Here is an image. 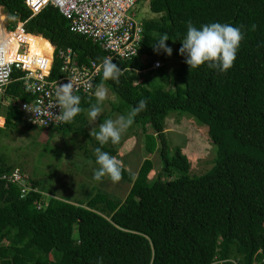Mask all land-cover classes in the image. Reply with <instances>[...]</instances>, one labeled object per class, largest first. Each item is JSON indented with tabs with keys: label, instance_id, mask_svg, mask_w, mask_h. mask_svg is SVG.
Returning a JSON list of instances; mask_svg holds the SVG:
<instances>
[{
	"label": "trees",
	"instance_id": "obj_1",
	"mask_svg": "<svg viewBox=\"0 0 264 264\" xmlns=\"http://www.w3.org/2000/svg\"><path fill=\"white\" fill-rule=\"evenodd\" d=\"M0 7L7 20L25 22L26 31L35 35L21 37L25 41L52 50L49 41L56 51L70 48L80 65L101 64L106 57L97 43L70 32L52 6L32 17L24 0H0ZM149 9L158 17L143 21L137 56L113 60L123 70L119 82L104 80L101 68L91 94L79 95L82 111L72 121L78 123L94 104L95 86L101 83L121 100L111 114L125 109L126 116L139 100L147 101L128 128L141 138L143 160L134 173L122 167L121 182L129 185L125 197L99 190L78 202L46 197V206L37 209L45 200L39 181L29 179L37 192L24 198L16 185L0 181V264H97L100 257L102 264H264V0H150ZM189 20L197 28L214 22L243 26L244 39L230 70L207 65L189 70L179 54ZM14 26L15 21L9 29ZM165 33L169 57L153 49ZM153 54L173 56V73L164 65L149 69L155 60L141 61ZM59 66L55 58L50 79L61 76ZM21 74L13 70L2 97L9 103L0 102V132L40 129L23 120L18 109L19 102L32 97ZM185 113L206 126L216 150L214 166L196 177L188 175V160L165 129L168 116ZM71 123L47 131L65 130ZM91 146L118 153L98 141ZM155 153L161 168L149 182ZM0 162V174L16 168L4 158ZM175 171L178 176L171 178Z\"/></svg>",
	"mask_w": 264,
	"mask_h": 264
},
{
	"label": "rangeland",
	"instance_id": "obj_2",
	"mask_svg": "<svg viewBox=\"0 0 264 264\" xmlns=\"http://www.w3.org/2000/svg\"><path fill=\"white\" fill-rule=\"evenodd\" d=\"M149 2L150 0H138L130 13H134L135 18L142 22L156 19L158 16L150 11ZM8 23L11 22L6 21V14L0 7V34L5 28L8 30ZM6 37L8 36L5 35ZM12 42L13 39L8 41V43ZM48 49L50 54L52 50ZM33 51L40 52L42 56L47 57V54L44 53H48V51L42 46ZM158 59L169 72L173 73L177 67V61L173 56L163 59L159 54H153V56L142 57L141 61L146 63ZM143 72L146 74L147 70H143ZM104 88L107 90V99L100 105L103 111L95 122L90 121L86 111L80 114L78 123L72 122L68 129L57 132L37 129L28 134L27 132L14 134L13 130H3L0 132V159L4 158L6 165L21 169L20 172L29 179L39 181L40 187L47 197L78 202L85 201L86 198L99 190L112 194L113 198L123 199L129 189L128 184L121 181L112 183L107 177L102 181L93 179L94 171L98 165L95 162V150H92L91 145L97 140L89 133L92 129L98 132L99 125L106 120H115L119 116L125 115V109H123V114L110 113L114 106L121 105V100L107 86L104 85ZM108 113L111 115L107 116ZM0 115L3 116V111L0 112ZM165 129L172 146L182 148L189 163L188 175L190 177L202 175L214 166L215 146L208 140L206 126L195 117L188 113L181 116L172 114L165 119ZM134 130H127L122 135L119 144L113 145L110 142L106 144L108 147L118 148L115 157L121 161L122 167L126 166L132 173H134V169L139 168L143 160L142 141ZM151 160L153 168L148 176L149 182L157 178L161 168L157 153L151 156ZM178 173L175 171L171 178H176Z\"/></svg>",
	"mask_w": 264,
	"mask_h": 264
},
{
	"label": "built area",
	"instance_id": "obj_3",
	"mask_svg": "<svg viewBox=\"0 0 264 264\" xmlns=\"http://www.w3.org/2000/svg\"><path fill=\"white\" fill-rule=\"evenodd\" d=\"M137 1L24 0V4L30 10L31 17L39 13L44 7L52 6L67 20L70 32L82 35L97 43L106 52V57L112 60L125 61L137 56L141 48L143 22L137 20L134 13H130ZM9 21H15V26L12 29L8 28V30L5 28L0 34L1 104L7 105L9 103V100H3L2 97L6 87L12 81L13 70H18L22 73L19 80L22 81L24 88L32 96L29 101L18 103L22 119L45 131L62 126L63 123L58 122L55 117L60 111L59 107L55 106L57 86L67 83V79H72L76 86L74 94L90 95L93 82L100 72L101 64L93 61L89 62L88 65L78 64L75 53L70 48L56 51L53 46L50 58L36 53L30 55V45L21 37L35 36L26 31L25 22L16 21L13 17ZM5 35L8 37L5 38ZM10 39L16 41V50L11 55L8 54L6 44ZM55 58L60 61L59 72L61 76L50 79ZM160 66L161 62L155 60L151 64V69ZM89 85L92 86L91 91H89ZM0 118L2 119L1 115ZM3 125L4 119H2L0 127ZM0 181L16 185L19 188L20 198H24L29 192H37L30 185L29 178L17 168L11 172H2ZM42 195H45V200L43 199L37 204V209L46 206L47 195L44 193ZM216 264H221V262Z\"/></svg>",
	"mask_w": 264,
	"mask_h": 264
},
{
	"label": "clouds",
	"instance_id": "obj_4",
	"mask_svg": "<svg viewBox=\"0 0 264 264\" xmlns=\"http://www.w3.org/2000/svg\"><path fill=\"white\" fill-rule=\"evenodd\" d=\"M186 23L187 31L181 42L182 46L179 49V54L185 57L184 62L187 64L189 70H195L207 65L210 69H216L222 73H226L234 66L241 42L244 39L243 26L234 27L231 24L214 22L201 25L197 28L191 20ZM255 27L253 25L252 30H255ZM168 40V35L166 33L163 34L159 41L153 45L154 51L159 52L162 50L168 56H171L172 48L166 44ZM101 68L104 80L119 82L123 70L117 64L113 63L111 58H103ZM88 88L91 91L92 86L89 85ZM75 90L76 86L72 79H67V83L57 86L55 106L59 107L60 111L55 117L60 123L70 124L82 111L80 107L81 97L74 94ZM94 96L96 103L87 109L88 117L92 122H95L102 113L103 109L100 105L107 99V90L104 88L103 83L95 86ZM146 107L147 101L141 99L126 116L121 115L115 120H106L99 125L98 132L92 129L89 135L94 136L101 146L109 142L113 145L119 144L122 135L134 123L135 117L141 111H144ZM26 108L29 110L27 106ZM95 157L98 168L94 171V180L102 181L103 178L107 177L112 183L121 181V161L108 152L102 151L101 147L95 149ZM102 259V257L98 258L97 264H102Z\"/></svg>",
	"mask_w": 264,
	"mask_h": 264
},
{
	"label": "bare ground",
	"instance_id": "obj_5",
	"mask_svg": "<svg viewBox=\"0 0 264 264\" xmlns=\"http://www.w3.org/2000/svg\"><path fill=\"white\" fill-rule=\"evenodd\" d=\"M26 42L29 43V45H30V48H29L30 55H33V54L36 53L37 55L42 56V54L40 52H34L33 51V50H35V48L39 49L40 46L44 47V49L47 50V48L45 46L39 44L38 42H32V41H26ZM6 44H7L8 54L11 55L16 50V41L13 40L12 43L6 42ZM44 54H47V57L49 58V52L48 53H44Z\"/></svg>",
	"mask_w": 264,
	"mask_h": 264
},
{
	"label": "crops",
	"instance_id": "obj_6",
	"mask_svg": "<svg viewBox=\"0 0 264 264\" xmlns=\"http://www.w3.org/2000/svg\"><path fill=\"white\" fill-rule=\"evenodd\" d=\"M2 8V7H1ZM2 18H3V16H1ZM35 36V35H34ZM37 37H40V38H42L41 36H37ZM43 39V38H42ZM43 40H45V39H43ZM47 41V40H46ZM32 42H37V41H32ZM39 43V42H38ZM48 43L50 44V46L53 48V45H51V43L48 41ZM39 44H41V45H43V46H45L46 48H47V51L49 50L48 49V47L46 46V45H44V44H42V43H39ZM49 52V51H48ZM49 55H51V53L49 54ZM2 119H4V117L2 116ZM137 167V166H136ZM135 167V168H136ZM135 171L137 170V169H134Z\"/></svg>",
	"mask_w": 264,
	"mask_h": 264
}]
</instances>
